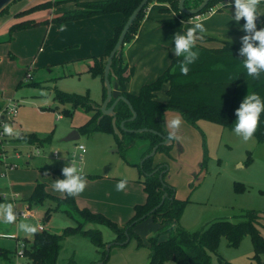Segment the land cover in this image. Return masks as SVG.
Returning <instances> with one entry per match:
<instances>
[{
    "label": "rangeland",
    "instance_id": "374dc122",
    "mask_svg": "<svg viewBox=\"0 0 264 264\" xmlns=\"http://www.w3.org/2000/svg\"><path fill=\"white\" fill-rule=\"evenodd\" d=\"M39 1L45 0H14L0 14V204L11 203L16 216L27 208H39L37 213L42 217V211L53 204L45 200L40 206L29 207L27 200L34 186L40 183L47 194L64 197L65 193L55 191L53 184L56 179L64 178L62 169L75 161L87 180L85 190L73 197L76 206L99 212L122 227L132 216L134 205L145 201L139 182L142 177L135 166L126 162L139 163V149L132 147L122 155L115 137L103 132L80 135L76 141L64 142L63 138L84 124L91 112L77 108L71 115H65L61 111L70 109V105H60L54 99L55 90H58L81 95L87 93L92 101L101 103L103 80L87 72V68L90 57L102 55L105 48L94 49L89 45L91 34H85L86 29L71 22L21 29L9 37L8 28L16 21L43 19L75 8L73 2H62L51 10L15 17L25 2ZM152 3L154 1L148 6ZM189 4L192 5L193 0H189ZM224 4H234V0H222L199 18L208 36H225V39L242 46L241 38L247 34L242 31L244 23L232 19L234 5L217 10ZM152 6L148 14L153 20L160 18L154 16L159 11L158 6ZM258 11L264 13V2ZM166 13H161L162 18H167ZM195 20L183 26L162 24L161 28L168 32V45H152V50L140 56L137 64H131L130 88L134 93L156 77L157 74L153 75V60L165 54L167 48L172 49L173 36L182 28L191 27ZM256 23L257 30L264 28V15L259 16ZM12 104H17L14 117L3 111L5 106L8 110ZM5 123L13 125L19 135H6ZM21 134H35L40 138L49 135L50 142L36 148L17 141ZM177 135L179 139L171 141L169 155L158 152L155 159L161 157L167 166L165 180L174 187L176 196L188 199L179 220L180 226L193 232L216 220L235 222L241 212L254 210L259 212L256 228L264 238V143L254 137L244 142L234 130L205 120L197 121L196 126L183 120ZM77 145L84 147L81 159L75 149ZM121 179H127L128 184L124 191H117L116 184ZM21 222L36 226L31 217H17L14 223L0 221V251L6 253V256L0 255V264H27V260L18 254V244L24 238L29 240L32 235L18 229ZM43 223L49 232L58 233L75 222L61 211H52L48 221ZM156 225L152 220L138 223L134 231L144 240L143 245L137 247L134 239L125 245H110L105 263L99 261L100 254L87 238L80 235L65 237L56 264H146L148 248L145 239L156 232ZM86 228L99 229L106 245L112 244L114 235L107 227L87 224ZM209 256L211 264H217L218 257L231 264H264V252L255 257L248 235L237 247L229 246L222 237L216 251L210 252ZM165 264L175 263L169 261Z\"/></svg>",
    "mask_w": 264,
    "mask_h": 264
},
{
    "label": "trees",
    "instance_id": "16d2710c",
    "mask_svg": "<svg viewBox=\"0 0 264 264\" xmlns=\"http://www.w3.org/2000/svg\"><path fill=\"white\" fill-rule=\"evenodd\" d=\"M140 1L47 0L38 2L20 10L15 14V17L23 18L40 10H50L62 2H73L75 8L51 16L50 19L28 18L16 21L9 26L8 36L11 37L18 30L38 25L49 23L60 25L64 22L97 15L119 13L123 17L122 23L114 28L113 35L105 41L104 53L92 57V65L87 69V72L93 76H99L103 80L105 58L113 48L126 19ZM152 1L167 6L161 8L160 11H171L174 14L159 20L164 25L178 26L194 16L180 12L177 7L178 0H149L129 27L123 45L134 38L140 22L145 16L146 8ZM221 1L209 0L203 10L196 15L208 11ZM200 2L201 0H193V4L190 5L189 0H186L184 6L193 8ZM232 5L234 4H224L217 10ZM6 9L0 14L4 13ZM241 21L245 23L243 19ZM184 32L186 31H181V34ZM241 47V45L203 36L202 40L197 41L194 49L199 52V58L189 65L190 71L187 75H182L180 72V63L183 57L174 56L167 68L152 82L142 85L137 94L127 91L126 84L132 75V68L128 69L121 51L118 56L113 57L111 68L119 87V95L129 101L136 116L133 120H129L132 116L130 110L123 101H118L114 107L115 126L119 129L120 122L124 121V128L127 130L146 128L168 138V132L164 129V112L174 111L191 126H196V122L199 120H205L234 130L237 120L236 110L247 94L256 93L264 100V73H261L258 78L247 74L242 63L243 57L239 55ZM163 85H166V100L160 101L157 99L156 93ZM104 97L105 89L103 87L102 100ZM54 99L60 105H70V109H62L61 112L65 115H71L77 108L91 112L88 120L76 128L79 135H92L95 132L110 133L115 137L122 155L128 149L137 147L139 149L138 159L141 160L162 141L157 134L149 131L131 133L120 130V137H118L113 131L110 116H103L98 120L101 114L98 109L99 105L93 102L87 93L81 95L55 90ZM112 101L113 99L110 103ZM253 137L258 142L264 143V113L260 115L259 126ZM16 140L39 148L49 144L50 136L40 138L35 134H21ZM170 150L171 144L158 146L156 153L161 152L168 156ZM153 157L144 159L141 164L125 160L135 166L139 176L142 177L139 182L142 184L145 201L142 204L134 205L132 216L122 227L101 213L90 211L87 208H78L73 197L65 194L64 197L57 198L47 194L43 185L36 183L27 200L28 206H40L45 200H49L53 204L52 207L44 210L42 221L47 222L52 211H61L70 216L75 223L65 226L60 233L37 230L31 240L22 239L21 241L25 244L22 257L27 260V264H56L61 242L65 237L72 235L87 238L100 254L99 261L105 263L108 259V251L105 249L106 242L102 240L100 230L86 228L85 225L90 223L107 227L114 235L111 245L121 246L118 243H122L128 236L129 241L134 239L138 247L142 246L143 242L133 229L138 223L148 218L159 227L155 233L146 238L148 248L146 264H165L169 261L175 264H211L209 253L216 251L222 237L227 240L229 246L237 247L242 238L248 235L255 257L264 252V238L256 228V224L259 222V212L254 210L241 212L238 215L239 219L235 222L216 220L205 228L193 232L181 227L179 220L188 199L181 200L175 197L174 187L165 181L167 166L164 163L154 164ZM162 198L163 201L160 203ZM163 236L165 237L162 238ZM217 262V264H231L220 257L217 258Z\"/></svg>",
    "mask_w": 264,
    "mask_h": 264
},
{
    "label": "clouds",
    "instance_id": "9594fccd",
    "mask_svg": "<svg viewBox=\"0 0 264 264\" xmlns=\"http://www.w3.org/2000/svg\"><path fill=\"white\" fill-rule=\"evenodd\" d=\"M264 0H234V19L237 23L241 19L245 21L242 31L247 33L241 38L242 47L239 55L243 57V67L249 76L258 78L264 73V28L257 30L256 21L259 16L264 15L258 11L259 5ZM206 28L203 21L197 17L192 26L181 34L177 32L174 37L173 52L176 57H183L180 63V72L187 75L190 71L189 65L199 58V52L195 51L197 41L203 39ZM261 113H264V100L256 93L247 94L239 108L236 110L237 120L234 124V133L241 137L244 142L251 140L259 126ZM183 119L176 115L165 122L169 140H178V130L181 128ZM4 133L9 136L19 135L13 125L5 123ZM63 179H56L53 188L55 191L65 193L67 196L74 197L81 194L87 187L86 177L72 161L70 165L62 169ZM127 179H121L116 184L117 191H124L127 187ZM17 219L14 206L11 203L0 204V221L4 223H14ZM18 229L25 234H35L37 227L33 224L21 222Z\"/></svg>",
    "mask_w": 264,
    "mask_h": 264
},
{
    "label": "crops",
    "instance_id": "0c3cea01",
    "mask_svg": "<svg viewBox=\"0 0 264 264\" xmlns=\"http://www.w3.org/2000/svg\"><path fill=\"white\" fill-rule=\"evenodd\" d=\"M45 1H47V0H45ZM39 2H44V1H39ZM32 4H35V3L34 2H31V3L25 2L22 5V7H21L20 10H22V9L26 8L27 6H30ZM151 6L152 7H157L158 6V10L159 11L154 16L160 17V18H157V19L153 20V18L151 17V15L148 14V10L150 11L149 7H151ZM166 7H167L166 5L157 3L155 1L150 6H148L146 8V11H145V16H144L143 20L140 22V25H139V27L137 29V32H136L134 38L129 43H126V44L123 45V47H122V55H123V58H124L125 63L128 66V69L131 68V64H137V62L139 60H141L140 59V56H145V54L148 51L152 50V49H150V47L152 45L156 44V45H158V47H162L165 44L168 45L167 39H166V35L168 34V32H167V30H164L163 28H161L162 23L159 22V20L163 19L162 18V15L163 14H161V13H164V11H160V9L161 8H166ZM165 12H167L166 13L167 14V18L174 15L173 12H171V11H165ZM45 18H49L50 19L51 18V15L49 17H45ZM164 18H166V17H164ZM191 20H193V19H189L188 21H183L180 24V26L189 25L191 23L189 21H191ZM122 21H123V17H122L121 14H119V13H112V14H107V15H97V16H93V17H90V18L81 19V20H75V21H69V22L76 23V24L78 23L77 25H79V28L80 29H86L84 31V33L85 34H88V33L91 34V41H90V44L89 45H91L94 49L97 50V49L102 48L103 46L105 48V41L113 35L114 28L116 26L120 25L122 23ZM48 26H49V24H48ZM257 26H258V24H257ZM187 29L188 28H182L181 31H186ZM81 31H83V30H81ZM90 31H93V32H90ZM181 31H180V33H181ZM206 32L208 33L207 30H206ZM207 33L203 34V36H207V37L213 38V39L218 40V41H224V42L233 43L232 41H230V39H227V38L225 39V36H223V37H221V35H218L217 37H215V36H208ZM81 34H83V33H81ZM221 38H224V39H221ZM225 40H227V41H225ZM172 42L174 44V41H172ZM234 44H236V43H234ZM174 47H175V45H174ZM174 47H172V49L167 48V52L165 54H162L160 58L157 57V58H155L153 60L154 61V63H153L154 64L153 65V71H154V74L153 75L154 76L157 74L156 75V77H157L158 75H160L167 68V66L170 63V60L172 59V57L175 56V54L173 52ZM134 48H136V49H134ZM153 48H155V47H153ZM136 52H137L138 56H137ZM135 56H136V58H135ZM91 58L92 57H90V65L89 66L92 65ZM135 60H137V61H135ZM89 66H88V68H89ZM131 78H132V75H131L129 81L127 82V84H126L127 91L129 93H132V94H137L138 91H139V89H140V87L142 85H144V84H147V83L142 84L139 87V89L137 90V92L134 93V91L130 88L131 87L130 86L131 85L130 84L131 83ZM152 81H150V82H152ZM150 82H148V83H150ZM111 87H112V96L113 97L118 96L119 95V87H118V84L116 83V81H115L114 78L111 79ZM156 96H157V99L160 100V101H165L166 100V85H163L162 86V88L156 93ZM102 101L103 100L101 98V103H102ZM93 102H95V101H93ZM101 103H96V104H98L100 106ZM174 114H178V113H176L174 111H165L164 112V129L167 132L169 130L166 128L165 122H166V120H168L169 118H171L172 116H174ZM156 154L153 157V163L154 164L163 163L161 161V157L155 159ZM166 182L169 183L168 181H166ZM175 197L178 198L176 196V192H175ZM178 199H180V198H178ZM181 200H183V199H181ZM35 207H37V206H35ZM31 209H33V208H31ZM37 210L33 209L34 216L31 217V218H33L36 223L38 221H40V222L43 223L42 218H43V215H44V210L42 211L43 212L42 213V217L38 216ZM148 220H151V219L148 218V219H146L144 221H148ZM86 225H85V227H86ZM45 230H48V227L47 226L45 227ZM133 231H134V229H133ZM60 232L61 231H59L58 233H60ZM151 234H153V233H150V235ZM32 236H33V234H32ZM32 236L30 238H28V239L31 240L32 239ZM164 237L165 236H163L162 238H164ZM141 240H142V238H141ZM142 242L144 243V240H142ZM145 243H146V239H145ZM0 255L6 256V254H5L4 251H0Z\"/></svg>",
    "mask_w": 264,
    "mask_h": 264
},
{
    "label": "water",
    "instance_id": "95a60500",
    "mask_svg": "<svg viewBox=\"0 0 264 264\" xmlns=\"http://www.w3.org/2000/svg\"><path fill=\"white\" fill-rule=\"evenodd\" d=\"M13 1L14 0H0V13L3 12V10L5 8H7ZM148 1L149 0H141L139 2V4L133 9L131 14L126 19L118 37H117V40H116L113 48L111 49V51L109 52V54L105 58L104 66H103V86L105 89V97H104L101 105L98 107V109L100 110V113H101L100 116L98 117V120H100L103 116H110L112 118L111 124H112L113 131L118 137H120V130L131 132V133H141V132L149 131L151 133L157 134L162 139L161 142H159L157 145H155L152 148V150L140 160V162H139L140 164L144 159L153 157L156 154V150H157L158 146L170 145L171 140H169L167 137H165L164 135H161L160 133H158L154 130H150V129H146V128H140V129H136V130H127L124 128V121L120 122L119 129L115 126L114 107L118 101H123L127 105L128 109L130 110L132 116L129 118V120H133L136 116V113L134 112L132 106L130 105L129 101L126 98H124L121 95H118L116 97L112 96L111 79L114 78V74H113V71L111 68V63H112L113 57L118 56L120 54V52L122 51L123 41H124L125 35L129 29V27L132 25L136 16L140 12V10L147 4ZM185 1L186 0H178V2H177L178 10L182 13L187 14V15H194V16L196 14H198L200 11H202L203 8L209 2V0H201V2L196 7L186 8L184 6ZM111 99H113V101L110 103ZM79 136L80 135H79L78 131L76 129H74L67 136H65L63 138V141L64 142L76 141L79 138ZM163 198H162L160 203H162ZM128 241H129V238H128V236H126V239L122 243H118V244L119 245H125ZM110 245L111 244H107L105 246V249L107 251H108V248L110 247ZM99 264H101V262H99Z\"/></svg>",
    "mask_w": 264,
    "mask_h": 264
},
{
    "label": "built area",
    "instance_id": "2783aa9c",
    "mask_svg": "<svg viewBox=\"0 0 264 264\" xmlns=\"http://www.w3.org/2000/svg\"><path fill=\"white\" fill-rule=\"evenodd\" d=\"M197 17H199V15H195V16H193L192 18H190V19H196ZM29 79H31L30 77H28ZM11 107L7 110L6 109V106H5V108L3 109V111L4 112H6L7 111V113L10 115V116H12V117H14L15 115H16V109H17V104H12V105H10ZM1 136V135H0ZM75 149L79 152V159H81L82 158V153L84 152V147H83V145H77L76 147H75ZM54 156H55V154H54ZM34 216V211H33V209H25V210H23V211H21V212H19L18 214H17V217H23V218H27V217H33ZM36 227H37V230L38 231H42V230H45V226H44V224L42 223V222H40V221H38L37 223H36ZM24 246H25V244L21 241L19 244H18V247H19V255L20 256H22V251H23V248H24Z\"/></svg>",
    "mask_w": 264,
    "mask_h": 264
}]
</instances>
